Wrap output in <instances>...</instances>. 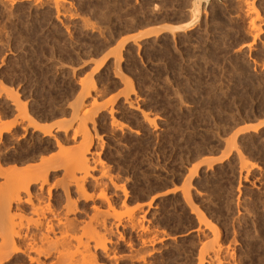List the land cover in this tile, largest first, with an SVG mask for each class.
Returning <instances> with one entry per match:
<instances>
[{"label":"rangeland","instance_id":"rangeland-1","mask_svg":"<svg viewBox=\"0 0 264 264\" xmlns=\"http://www.w3.org/2000/svg\"><path fill=\"white\" fill-rule=\"evenodd\" d=\"M192 1L0 0V128L16 123L0 136V203L18 192L26 198L18 184L37 176L39 166L47 168L39 159L61 150L63 155H57L56 166L50 163L60 168H49L42 191L38 184L29 188L41 195L39 202L33 197V204H13L5 211L9 218L0 213V243L10 238L9 231H20L19 243L27 250L30 237H40L50 220L56 231L50 242H63L54 213L76 227L67 232L66 251L59 243L57 249L47 245V251L36 240L33 245L47 253L30 248L5 262L1 252L0 264H264V126L241 131L264 121V0H251L252 19L261 28L255 40L239 0L211 2L188 31L163 29L192 24L197 13L191 15ZM159 29L157 36L132 42ZM113 51L120 53L119 66ZM72 110L77 114L71 120ZM33 122L51 135L34 131ZM78 126L88 133L74 136ZM83 137L92 141L88 166L96 177L87 179L86 192L95 197L104 191L109 204L96 199L99 194L80 201L68 183L72 174H82L64 156L86 143ZM45 143L52 151L23 162L30 146ZM12 168L18 173H9ZM66 185L79 210L68 216L63 206L61 211L53 205L57 198L64 205ZM38 218L45 221L39 229Z\"/></svg>","mask_w":264,"mask_h":264},{"label":"bare ground","instance_id":"bare-ground-1","mask_svg":"<svg viewBox=\"0 0 264 264\" xmlns=\"http://www.w3.org/2000/svg\"><path fill=\"white\" fill-rule=\"evenodd\" d=\"M9 1V0H8ZM55 1V0H54ZM61 1H63V0H61ZM240 1V3L242 4V6H243V10H245L244 12L246 13V15H247V17H251V19H250V22H249V24H248V32H249V34L250 35H252V37H253V39L255 40V38H257V36L261 33V28H260V26L259 25H257L256 23H255V19H252V16H251V14H253L255 11V8H254V6H253V4L251 3V2H253V1H251V0H239ZM48 3V2H47ZM51 3H52V1H51ZM59 3V2H58ZM60 4H62V3H60ZM51 5H53V4H51ZM57 5H55V7H56ZM60 7H62V6H60ZM59 7V8H60ZM256 7V6H255ZM57 8V7H56ZM258 9V8H257ZM62 11V10H61ZM66 11V10H65ZM195 11H197L196 9H193V15H194V12ZM56 12H57V9H56ZM63 12V11H62ZM61 13V12H60ZM57 14V13H56ZM58 14H59V12H58ZM62 14H64V13H62ZM197 14V13H196ZM11 15V14H10ZM194 19H196V16L194 17ZM258 19V18H257ZM58 21V20H57ZM195 21V20H194ZM192 22V24H181V25H178V26H171V25H166V26H164V28L163 29H169L171 32H173V33H175V32H178V31H182V32H184V31H188V30H190V28L193 26V24L195 23V22ZM161 32V29H159V30H153V31H148V32H145V33H143V34H141V35H139V36H137V37H131V39H132V42H136L138 39H147L148 37H151V36H157L159 33ZM249 36V35H248ZM259 37V36H258ZM253 40V41H254ZM126 41H128V39L127 40H125V41H123L122 42V44H120V45H124L125 43H126ZM102 45V44H101ZM98 46V45H97ZM99 47H101V46H99ZM106 49V48H105ZM102 50V49H101ZM98 51V50H97ZM105 52V51H104ZM116 53L117 52H115V54H114V51L113 52H111V54H114V55H116ZM122 53V52H121ZM118 54V53H117ZM101 55V54H100ZM119 55H120V53L118 54V56H117V58H116V60L118 59V57H119ZM105 57V56H104ZM116 57V56H115ZM114 57V58H115ZM119 60H120V58H119ZM119 60H117L118 62H117V66H119L118 65V63H119ZM74 61V60H73ZM121 61V60H120ZM114 62H116L115 61V59H114ZM119 68V67H118ZM121 69V68H120ZM118 70V69H117ZM119 71V70H118ZM115 74H117V75H119V77H121V72H119V73H115ZM89 79V78H88ZM120 79H124V78H120ZM94 86V85H93ZM93 86L91 87L92 89H94L93 88ZM91 89V90H92ZM94 91V90H93ZM87 94H88V92H87ZM87 94H85V93H83V97L84 98H86L85 96L87 95ZM15 95V94H14ZM13 97H15V96H13ZM82 97V98H83ZM16 98V97H15ZM82 98H81V102L80 103H82ZM80 99V98H79ZM17 100V99H16ZM85 101V100H84ZM78 102V101H77ZM75 103V102H74ZM79 103V104H80ZM19 104V103H18ZM76 104V103H75ZM78 104V105H79ZM13 105V104H12ZM21 104H19L18 106H20ZM78 105H74L75 107H77ZM23 106V105H22ZM22 106H20V107H22ZM73 106V105H72ZM83 106H85V105H83ZM19 107V108H20ZM24 107V106H23ZM74 107V110L75 111H77L76 110V108ZM79 107V106H78ZM77 107V108H78ZM8 108V107H7ZM10 108V107H9ZM14 108V107H13ZM19 108H17V109H15V110H18ZM82 108V107H81ZM72 109V108H71ZM74 110H72L71 111V120H72V117H73V111ZM34 111V110H33ZM74 111V112H75ZM111 111V110H110ZM109 111V112H110ZM17 112V111H16ZM19 114H21L20 113V109H19ZM78 112V111H77ZM77 112H75V114H77ZM99 112V111H98ZM29 114H30V112H28ZM82 113V112H81ZM81 113H79V114H81ZM111 113V112H110ZM109 113V114H110ZM75 114H74V116H75ZM112 114V113H111ZM85 115H86V113H85ZM94 115V114H93ZM96 115V114H95ZM94 115V116H95ZM81 116H83V114L81 115ZM111 116V115H110ZM36 117V116H35ZM78 117H80V116H78ZM100 117V116H99ZM74 118V117H73ZM85 118V117H84ZM86 118H87V115H86ZM22 119V118H21ZM34 119V118H33ZM75 119V118H74ZM77 119V118H76ZM80 119V122L83 120V118L81 119V117L79 118ZM111 119H112V121H113V118L111 117ZM36 120V119H35ZM35 120H33V121H35ZM87 120V119H86ZM85 120V121H86ZM90 120V119H89ZM96 120V119H95ZM14 121V123H15V119L13 120ZM13 121H11V124L9 123L8 124V126L6 125L5 127L3 126V128H0V136L2 135V134H4V133H8V132H10L13 128H14V125L16 124H14L13 123ZM37 121V120H36ZM75 121V120H74ZM88 121V120H87ZM100 121V120H99ZM20 122V121H19ZM113 122H115V120L113 121ZM112 122V123H113ZM78 123V125H79V122H77ZM82 123H84V122H82ZM92 123H94V122H92ZM112 123H110V126L112 125ZM21 124V123H20ZM22 124H24L23 122H22ZM37 124V123H36ZM34 122H33V124H32V127H31V125L29 126V127H31L34 131H38V132H43L45 135H48V136H50L51 134H50V131L49 130H44V129H42V128H40V126H38V125H36ZM27 125V124H26ZM62 125V124H61ZM61 125H60V127H61ZM82 125V124H81ZM114 125H115V123H114ZM22 126V125H21ZM20 126V127H21ZM93 127H94V125H92ZM261 126H264V121L263 122H261V123H259V124H257V125H254V126H249V127H246V128H244V129H242L241 131H253V132H256V131H258V128H260ZM19 127V126H18ZM59 127V128H60ZM83 127H85V123L83 124ZM82 127V128H83ZM104 127V126H103ZM24 128V127H23ZM26 128V127H25ZM24 128V129H25ZM58 128V127H57ZM62 128H63V126H62ZM78 129H80V130H78L77 129V132L75 131L74 133H73V135L75 136L76 134H78V133H80V132H82L83 134H85L86 135V133H88V132H85V128H83V130H81V127L80 126H78L77 127ZM49 129H51V128H49ZM87 129V128H86ZM59 130V129H58ZM75 130H76V128H75ZM94 130V129H93ZM16 131V130H15ZM26 131V130H25ZM57 131V130H56ZM64 131V130H63ZM95 131V130H94ZM12 132V131H11ZM85 132V133H84ZM26 133V132H25ZM25 133H23V135L25 134ZM42 133V135H44ZM53 133V132H52ZM56 133V132H55ZM65 133V132H64ZM76 133V134H75ZM22 134V133H21ZM21 134H20V136H21ZM82 134V135H83ZM94 134H96V133H94ZM8 135H10V134H8ZM65 135V134H64ZM84 135V136H85ZM88 135H90V134H88ZM23 138V137H22ZM45 138V137H44ZM53 138V137H52ZM56 138V137H55ZM85 137H83V139H84ZM91 138V137H90ZM82 139V140H83ZM85 139H87V137L85 138ZM36 140V139H35ZM56 140V139H55ZM58 140V139H57ZM81 140V142H83ZM89 140V141H88ZM37 141V140H36ZM84 141H86V140H84ZM42 142V141H41ZM47 142V141H46ZM52 143V142H51ZM34 144H36V142L34 143ZM62 144V143H61ZM95 144V143H94ZM53 145V144H52ZM55 145H57V146H60L59 145V142L58 141H55ZM91 145H92V141H91V139H87V142L86 143H80V145H79V143H78V146L76 145V146H74V147H72V148H69V150L67 149L66 150V152H68L67 154L65 153V155L66 156H64L65 158L67 157V159H68V157H70V159H68V163H70V162H73V163H71V165L70 166H72V164H75V172L76 173H78V174H82V176H75V174H72V176H71V179L69 180L68 179V183H72L73 184V186L75 187V190L77 191V194H79V200H80V197H81V200L80 201H82V202H89V201H92V200H94L95 199V197L99 194H97L95 197H93L92 195H88L87 194V192H86V189L88 190V187L87 188H85V183H86V181H88L89 179L88 178H91V179H96V177L95 178H93L94 176H91V174L92 173H90L92 170H93V168H92V170L91 169H89V166H88V161H90V160H92V159H90L89 160V157L88 156H90V155H92V153H90V147H91ZM34 146V145H33ZM54 146V145H53ZM32 149L31 150H29L25 155H22V157L20 156L21 154L20 153H18V154H20L19 156L23 159V162H25L26 160V158L28 157V156H34V155H36V154H43V153H46L47 151H52L50 148H51V146H48V144L47 143H45V144H37V146L35 145L34 147H32V146H30ZM53 148V147H52ZM61 148V147H60ZM29 149V148H28ZM57 150H58V147H57ZM62 151V150H61ZM61 151H58L57 153L60 155V153L59 152H61ZM64 151V150H63ZM47 154H49V153H47ZM50 154H52V152H50ZM48 155L47 157H49V156H51V155ZM58 154H56L55 156H53L52 155V157L53 158H50V159H45V160H42L41 158L39 159V160H41L42 161V165H45V166H47V168L46 167H43V168H41V166H39L40 167V169H38L39 167L37 166L36 167V165H39L40 163L39 162H37V163H39V164H35L34 166L39 170L38 172V175L37 176H34L33 178H31V179H29V177H31L30 175H28V177H25V181H22V182H20L21 184H18V185H20L21 187H23V188H21L20 186V188H21V190L26 194V198H21L20 197V195L18 194L19 192L18 191H15V190H13L14 188L12 187V186H10L9 188H11V189H9V190H13L14 192H18L16 195H12L8 200H7V202L5 203L4 202V199H3V205H2V203H0L1 205L0 206H2V209H3V211L1 210V214L3 213V212H9L10 210H12V209H10V208H12V205L14 204V205H18V204H20V203H26V204H33L32 203V199H33V197H36V200L39 202V200L40 199H42L41 198V195H36V194H34V196L30 193V191H29V188L31 187V186H34V185H36V184H38V190H39V192L40 191H42V189L44 188V186H46V184H47V175H48V170H50L51 168L50 167H52L53 165H51L53 162L55 163V164H57V162H56V160L58 161V158H60L61 156H63V155H60V157H57V155ZM58 155V156H59ZM97 155V154H96ZM18 156V157H19ZM38 156V155H37ZM41 156V155H40ZM43 157H44V155H42ZM41 156V157H42ZM226 156V155H225ZM12 157V156H11ZM42 157V158H43ZM54 157H57V159L56 158H54ZM17 157L15 156V160H17L16 159ZM20 158V159H21ZM65 158H63L62 157V162L64 163V161H66V160H63V159H65ZM91 158H93V160H94V155H93V157H91ZM14 159V156L12 157V160ZM21 159V160H22ZM37 159V160H38ZM55 161H54V160ZM10 160V159H9ZM25 160V161H24ZM69 160H71L70 162H69ZM19 161V160H18ZM18 161H16L17 163H18ZM20 162V161H19ZM22 162V161H21ZM27 162V161H26ZM33 162V161H32ZM44 162V163H43ZM61 161L59 162V163H62ZM217 162H219V161H216V163ZM15 163V162H14ZM51 163V164H50ZM53 163V164H54ZM62 163V164H63ZM90 163V162H89ZM99 163H100V161H99ZM212 163H215V162H212ZM16 164V163H15ZM49 164L51 165V166H49ZM54 164V165H55ZM22 165V164H21ZM41 165V164H40ZM65 165V164H64ZM218 165V164H217ZM49 166V167H48ZM56 166V165H55ZM66 166V165H65ZM65 166H63V169H64V167ZM68 166H69V164H68ZM211 166V165H210ZM14 167H15V165H14ZM22 167V166H21ZM34 167V168H35ZM20 168V167H19ZM35 168V170H37ZM50 168V169H49ZM54 168V169H53ZM57 168H58V166H57ZM56 168V169H57ZM60 168V167H59ZM58 168V169H59ZM66 168V167H65ZM16 169L17 168H12L11 170H9V173H14V172H16ZM55 169V167L53 166L52 167V170H56ZM57 169V170H58ZM26 171H28L27 169H25ZM41 170V171H40ZM51 170V171H52ZM249 171V170H248ZM22 172V174L24 173V171H21L20 170V173ZM18 172H16V174H17ZM37 173V172H36ZM7 174V173H6ZM77 174V175H78ZM103 174L104 173H102V176H103ZM11 175V174H10ZM26 175V176H27ZM8 176H9V174H8ZM12 177H13V175H11ZM10 176V177H11ZM105 177H107V174H106V171H105V175H104ZM18 177V176H17ZM70 177V176H69ZM14 178V177H13ZM104 178V177H103ZM28 179V180H27ZM88 179V180H87ZM26 180H27V182H26ZM30 180V181H29ZM50 180V179H49ZM29 181V182H28ZM62 181V180H61ZM66 180L64 179V182H65ZM109 181H110V179H109ZM23 182H24V184H23ZM90 182V181H89ZM111 182V181H110ZM113 182V181H112ZM26 183V184H25ZM59 183V182H58ZM62 183V182H61ZM94 183V182H93ZM95 183L97 184V182L95 181ZM23 184V185H22ZM57 184V183H56ZM116 184V183H115ZM114 183H112V185H113V187L114 188H116V190H119V189H117V186L115 185ZM9 185V184H8ZM61 185H63V183L61 184ZM68 185V184H67ZM66 185V188L63 190V194H64V198H65V203H64V205L62 204V201H61V199L60 198H57V201H56V203L55 204H53L54 206L56 205V207L58 208V209H60L59 207L61 206H63L64 208H61L63 211L65 210V216H68L69 214H77L78 212H79V210H78V208H77V206H76V201L74 202L73 200H71V198H70V192H69V190H68V186L70 185H68L67 186ZM87 185H89L88 183H87ZM7 186V185H6ZM98 186V185H97ZM55 187V186H54ZM65 187V186H64ZM121 186H119L118 188H120ZM49 188L51 189V186H49ZM49 188L47 189V193H48V198L50 199V190H49ZM101 188V187H100ZM2 189V188H1ZM6 189H7V187H6ZM24 189V190H23ZM53 189V188H52ZM90 189V188H89ZM121 189V188H120ZM103 190V189H102ZM1 191V190H0ZM11 191H9V193H11ZM42 193V192H41ZM123 193H124V190H123ZM124 195H125V193H124ZM185 195H186V193H185ZM184 195V196H185ZM6 196H7V194H6ZM5 196V197H6ZM43 196V195H42ZM126 196V195H125ZM186 196H188V194L186 195ZM185 196V197H186ZM189 197V196H188ZM188 197H186V198H188ZM191 197V196H190ZM189 197V198H190ZM54 198V197H53ZM98 198V200H100V202H102V203H107V204H109V199L107 198V196L105 195V193H104V191H101L100 192V194L96 197V199ZM185 198V199H186ZM49 199H47V200H49ZM191 199V198H190ZM190 199H186L187 200V204L189 203L190 205H192V202H191V200ZM43 200H45V199H43ZM42 200V201H43ZM113 200V199H112ZM111 200V201H112ZM190 200V201H189ZM46 201V200H45ZM78 201V200H77ZM37 202V203H38ZM41 202V201H40ZM186 202V201H185ZM191 202V203H190ZM5 203V204H4ZM194 203V202H193ZM41 204V203H40ZM48 204V203H47ZM13 205V206H14ZM49 205V204H48ZM51 205V204H50ZM150 205V204H149ZM189 205V206H190ZM32 206V205H31ZM36 206V205H35ZM35 206H34V208H35ZM53 206V207H54ZM108 206H110V205H108ZM17 207V206H16ZM111 207V206H110ZM113 207V206H112ZM112 207H111V209H112ZM14 208V207H13ZM52 208V207H51ZM55 208V207H54ZM53 208V209H54ZM1 209V208H0ZM16 209V208H15ZM51 210V209H49L50 210V212H52V211H55V209L54 210ZM60 209V210H61ZM91 209L94 211V210H97V208H95L94 206H92L91 207ZM14 210V209H13ZM37 210V209H36ZM61 210V211H62ZM193 210H194V208H193ZM197 210V209H196ZM195 210V211H196ZM192 211V210H191ZM6 212H5V214L4 215H7L6 214ZM22 212V211H21ZM58 211H56V213H57ZM198 212V211H197ZM245 212V211H244ZM248 213V212H247ZM1 214H0V216H1ZM11 213H9V215H10ZM198 214V213H197ZM202 214V213H201ZM35 215V214H34ZM39 215V214H38ZM42 215V214H41ZM57 215V214H56ZM55 215V213L54 214H52V216H53V219H54V217H56L57 218V216ZM8 216V215H7ZM40 216V215H39ZM51 216V217H52ZM62 216V215H61ZM10 216H8V218H9ZM59 217V216H58ZM2 218H3V214H2ZM5 218V217H4ZM7 218V217H6ZM54 219V220H56L55 222H57L56 224H57V228H59V231L61 230L62 231V235L65 237V239H66V241H65V239L63 238V237H61V239L63 238V242H61L62 240H60V239H57L56 241L54 240V241H52V242H50L51 241V239L49 238V235L50 234H53L54 235V233L56 232L55 231V225L52 223L53 222V220H50V221H52V222H48V221H46V224H44V222H42V224H41V226H43V224L45 225V227L44 228H42V231L41 230H39V231H41L40 232V237H37L36 236V234L34 233V235H32L31 237H30V239H29V241L28 242H30V244H27L30 248H31V250L32 249H34L33 251H31V252H35L34 254H36V252H37V254H44V250L45 249H42V248H46V250H47V245H50L51 246V243L55 246V248L57 249V246L56 245H58V243H59V245L61 244V246H63V247H65V246H67L68 244H71V239H70V242L68 241L69 240V237H70V235L68 236V234H70V233H67L68 231L69 232H71V230H75V225H74V222H73V220H69V219H67L66 217L64 218V219H62V220H64V222L63 221H61V219H59V220H57V219ZM199 218H201V217H199ZM203 218H204V216H203ZM43 219H45L44 218V216H43ZM42 219V220H43ZM50 219V218H49ZM39 218H38V222H39ZM46 220V219H45ZM160 221V220H159ZM36 222V221H35ZM37 222V223H38ZM41 222H39V225L36 223V225H38V228L37 229H39V226H40V223ZM48 222V223H47ZM104 222V220L102 221V223ZM158 222V221H157ZM202 222V221H201ZM200 222V223H201ZM101 223V224H102ZM137 224V223H136ZM135 224V225H136ZM58 225H59V227H58ZM107 225V224H106ZM131 225V224H130ZM133 225H134V223H133ZM134 225V226H135ZM40 226V227H41ZM101 226V225H100ZM102 226H104V223L102 224ZM132 226V225H131ZM134 226L132 227V228H134ZM107 227V226H106ZM137 227H138V225H137ZM12 228V226L10 227V230H14V229H11ZM101 228V227H100ZM136 228V227H135ZM41 229V228H40ZM102 229H104V228H102ZM19 230V229H18ZM58 230V229H57ZM73 230V231H74ZM106 231H107V228L105 229ZM132 230V229H131ZM8 230H6V232H7ZM58 231V232H59ZM198 231V230H197ZM11 231H9V236L8 237H10V238H8V239H6V240H3L2 241V239H1V243H0V253L1 254H3V253H5L4 255H5V257L4 258H2V259H6V260H3V261H5V262H9V261H13V260H15V256L16 255H19V254H26L28 251V249H30V248H27V250H26V248H25V246H24V248L22 249L21 248V246H23V245H20V243H19V239H23V237H24V235L22 236V234H21V232L20 231H13V232H11ZM199 232V231H198ZM37 233V232H36ZM64 233H65V235L67 234V236L68 237H66L65 235H64ZM8 234V233H7ZM25 234V233H24ZM39 234V233H38ZM110 234V233H109ZM7 237V235H4V237ZM52 236V235H51ZM55 236V235H54ZM27 237V236H26ZM56 237V236H55ZM218 237V236H217ZM29 238V237H28ZM68 238V239H67ZM71 238V237H70ZM74 238V237H73ZM156 239H157V237H155ZM158 238H160V237H158ZM165 238V237H164ZM39 239V240H38ZM77 238H74V240H76ZM166 239V238H165ZM37 240V241H36ZM53 240V239H52ZM58 240H60V241H58ZM151 240H153V239H151ZM151 240H148V241H151ZM35 241L36 242H38V241H41V243L43 242L44 244H45V246H43L42 248L41 247H37L38 245H40V244H38L37 243V245L35 246V245H33L34 243H35ZM64 241H65V243H64ZM73 241V240H72ZM148 241H147V243H148ZM157 241V240H156ZM158 241H159V239H158ZM161 241V240H160ZM215 241V240H214ZM24 242V241H23ZM56 243V244H54V243ZM144 242H146V241H144ZM144 242H142L141 241V244L143 243L144 244ZM197 242H199V241H197ZM213 242V241H212ZM18 243H19V245H20V247L18 246ZM63 243V244H62ZM67 243V244H66ZM80 243V242H79ZM105 243V242H104ZM153 243V242H152ZM106 244V243H105ZM105 244L103 245H101L100 246V248L99 249H101L100 251H105L106 250V246H105ZM151 244V243H150ZM149 244V245H150ZM52 245V246H53ZM58 245V246H59ZM84 245V244H83ZM213 245H214V243H213ZM217 245V244H216ZM215 245V246H216ZM51 246V247H52ZM69 246V245H68ZM68 246H67V249H68ZM79 246H80V244H79ZM85 247H86V244L84 245ZM83 246V247H84ZM210 246V245H209ZM60 247V246H59ZM84 247V248H85ZM89 247V246H88ZM95 247H97V246H95ZM128 247H130V246H128ZM37 248V249H36ZM55 248H52V249H55ZM62 248V247H61ZM60 248V249H61ZM80 248H81V246H80ZM218 248L219 247H217V249L215 248V250H218ZM221 248V247H220ZM219 248V249H220ZM40 249H42V250H40ZM56 249H55V251H56ZM63 249V251H66V247H65V249L64 248H62ZM222 249V248H221ZM48 250H49V248H48ZM47 250V251H48ZM89 250V249H88ZM154 250V249H153ZM156 250V249H155ZM50 251V250H49ZM61 250H59V252H60ZM63 251H61V252H63ZM80 251V250H79ZM84 251L85 250H83V252H82V254L84 253ZM86 251H87V249H86ZM85 251V253H87ZM152 251V250H151ZM159 251V250H158ZM7 252V253H6ZM216 252V251H215ZM214 252V253H215ZM45 253H47V252H45ZM49 253V252H48ZM79 253H81V252H79ZM28 254V253H27ZM81 254V255H82ZM88 255H89V252L87 253ZM86 254V255H87ZM91 254H92V252H91ZM59 255V254H58ZM80 255V254H79ZM80 255V256H81ZM87 255V256H88ZM1 256V255H0ZM38 256V255H37ZM43 256H47V255H43ZM60 256H61V254H60ZM83 256V255H82ZM81 256V257H82ZM91 256V255H90ZM94 257H95V255H93ZM218 256V255H217ZM3 257V256H2ZM27 257V259L29 260V261H31L32 262V258L29 256V255H27L26 256ZM80 257V258H81ZM85 258H87V260H88V257H86V256H84ZM83 257V258H84ZM144 257V256H143ZM198 257V256H197ZM201 257H202V255H201ZM200 257V258H201ZM84 258V259H85ZM91 258H92V256H91ZM90 258V259H91ZM215 258H216V256H215ZM23 259V258H22ZM34 259H36V258H33V260ZM82 259V258H81ZM143 259V258H142ZM146 259V258H145ZM0 260H1V257H0ZM37 260H38V258H37ZM83 260V259H82ZM92 261L94 260V258L93 259H91ZM202 260H203V258H202ZM214 260V259H213ZM217 260V259H216ZM3 261H1V262H3ZM91 261V262H92ZM206 261V260H205ZM219 261V260H218ZM217 261V262H218ZM0 262V263H1ZM20 262V261H19ZM24 262V261H23ZM85 262H87L86 260H85ZM90 262V261H89ZM93 262H95V260L93 261ZM143 262V261H142ZM200 262V261H199ZM204 262V261H203ZM96 263V262H95ZM3 264V263H2ZM5 264V263H4ZM72 264V263H71ZM92 264H94V263H92ZM199 264V263H198ZM201 264V263H200Z\"/></svg>","mask_w":264,"mask_h":264},{"label":"water","instance_id":"water-1","mask_svg":"<svg viewBox=\"0 0 264 264\" xmlns=\"http://www.w3.org/2000/svg\"><path fill=\"white\" fill-rule=\"evenodd\" d=\"M213 1H220V0H193L191 2V15L193 16V13H192L193 9L197 10L196 19H194L195 23H197L201 19L203 9L208 8L209 4ZM193 18H194V16H193Z\"/></svg>","mask_w":264,"mask_h":264}]
</instances>
